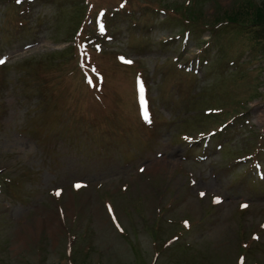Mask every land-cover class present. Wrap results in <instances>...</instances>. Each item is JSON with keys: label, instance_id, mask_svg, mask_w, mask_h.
Wrapping results in <instances>:
<instances>
[{"label": "rangeland", "instance_id": "rangeland-1", "mask_svg": "<svg viewBox=\"0 0 264 264\" xmlns=\"http://www.w3.org/2000/svg\"><path fill=\"white\" fill-rule=\"evenodd\" d=\"M241 2L0 0V264H264Z\"/></svg>", "mask_w": 264, "mask_h": 264}, {"label": "trees", "instance_id": "trees-1", "mask_svg": "<svg viewBox=\"0 0 264 264\" xmlns=\"http://www.w3.org/2000/svg\"><path fill=\"white\" fill-rule=\"evenodd\" d=\"M223 23L228 24L233 38L238 39L242 45L252 48L253 52L264 53V0H242L240 5L231 8L224 15ZM217 26L212 33L217 36L225 28ZM258 164L264 165V134L260 137L257 147Z\"/></svg>", "mask_w": 264, "mask_h": 264}, {"label": "snow or ice", "instance_id": "snow-or-ice-1", "mask_svg": "<svg viewBox=\"0 0 264 264\" xmlns=\"http://www.w3.org/2000/svg\"><path fill=\"white\" fill-rule=\"evenodd\" d=\"M4 60L0 59V64H3ZM130 63V61H129ZM141 90H143V87L141 86ZM145 119H148V115H147V111H145ZM77 187H79V185H77ZM59 194V193H57ZM201 195H204L203 193H201ZM242 207H246V205H243Z\"/></svg>", "mask_w": 264, "mask_h": 264}]
</instances>
